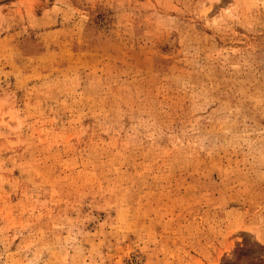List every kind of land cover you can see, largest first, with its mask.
Returning a JSON list of instances; mask_svg holds the SVG:
<instances>
[{
  "label": "rangeland",
  "instance_id": "obj_1",
  "mask_svg": "<svg viewBox=\"0 0 264 264\" xmlns=\"http://www.w3.org/2000/svg\"><path fill=\"white\" fill-rule=\"evenodd\" d=\"M0 264H264V0H0Z\"/></svg>",
  "mask_w": 264,
  "mask_h": 264
}]
</instances>
